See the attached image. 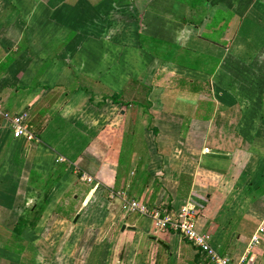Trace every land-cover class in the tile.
<instances>
[{
  "label": "crops",
  "instance_id": "1",
  "mask_svg": "<svg viewBox=\"0 0 264 264\" xmlns=\"http://www.w3.org/2000/svg\"><path fill=\"white\" fill-rule=\"evenodd\" d=\"M123 2L0 0V105L35 137L0 120V264H111L125 232L138 264H211L110 190L193 203L219 252L264 264V0H135L138 56Z\"/></svg>",
  "mask_w": 264,
  "mask_h": 264
},
{
  "label": "built area",
  "instance_id": "2",
  "mask_svg": "<svg viewBox=\"0 0 264 264\" xmlns=\"http://www.w3.org/2000/svg\"><path fill=\"white\" fill-rule=\"evenodd\" d=\"M0 120L9 123L14 137H26L31 140L34 135L28 130L26 116L23 113H12L0 105ZM87 182L94 181L92 176L85 178ZM98 182L94 186L97 187ZM109 198H119L127 210L140 216L148 217L156 230L173 232L189 242L211 264H242V258L235 260L233 257L220 253L211 243L210 236L196 227L197 207L186 202L178 209H167L164 206H152L136 198H128L124 191L110 190Z\"/></svg>",
  "mask_w": 264,
  "mask_h": 264
},
{
  "label": "rangeland",
  "instance_id": "3",
  "mask_svg": "<svg viewBox=\"0 0 264 264\" xmlns=\"http://www.w3.org/2000/svg\"><path fill=\"white\" fill-rule=\"evenodd\" d=\"M124 9L118 8V10H112L110 13L111 17L114 18L113 21H115L116 17H119L118 25H114V27L111 30H115L116 27L122 28L124 31L125 35V43H124V48L126 52H133L134 55L138 56V49H137V42L135 38V42L132 44L133 40H130V34L133 35L135 34V0H124L123 2ZM101 12V9L99 10ZM97 14L96 11L92 12ZM93 15V14H91ZM101 16H104V14H101ZM119 20L122 21L121 25L119 24ZM92 23V22H91ZM91 26V25H90ZM112 32V31H111ZM135 36V35H134ZM116 40H114L113 45L116 44ZM111 44H108V48L111 47ZM112 52H115L114 50L110 49ZM136 60L139 62L140 58L137 57ZM139 64V63H137ZM122 93L119 96H122L126 90H121ZM125 95V94H123ZM4 121V120H3ZM128 151V150H127ZM126 151V152H127ZM130 198V197H128ZM136 213H128V221H132L135 218ZM141 218V219H140ZM148 217H139L140 222L143 221V219L148 222ZM198 229V228H197ZM111 237V232L109 233ZM138 236L130 233V232H125L122 235H117L115 237L114 242V248L108 250H103V252H108V258L110 259L111 264H138L139 258L135 255V242L137 241ZM184 240V239H183ZM221 253V252H220ZM139 257V256H138ZM118 261V262H117ZM144 263V261L140 262ZM146 264V263H145Z\"/></svg>",
  "mask_w": 264,
  "mask_h": 264
},
{
  "label": "trees",
  "instance_id": "4",
  "mask_svg": "<svg viewBox=\"0 0 264 264\" xmlns=\"http://www.w3.org/2000/svg\"><path fill=\"white\" fill-rule=\"evenodd\" d=\"M160 47V46H159ZM51 188H47L46 190L43 191L41 198L39 200V204L33 208V211L39 212L40 209L43 207V205L46 203V199L50 193ZM38 219V216H33L32 218L26 217V216H20L14 225V232L19 233L22 228L25 226H34L36 221Z\"/></svg>",
  "mask_w": 264,
  "mask_h": 264
},
{
  "label": "water",
  "instance_id": "5",
  "mask_svg": "<svg viewBox=\"0 0 264 264\" xmlns=\"http://www.w3.org/2000/svg\"><path fill=\"white\" fill-rule=\"evenodd\" d=\"M124 229V226H122V230Z\"/></svg>",
  "mask_w": 264,
  "mask_h": 264
}]
</instances>
